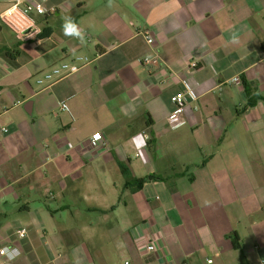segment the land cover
I'll return each mask as SVG.
<instances>
[{
    "label": "crops",
    "instance_id": "obj_1",
    "mask_svg": "<svg viewBox=\"0 0 264 264\" xmlns=\"http://www.w3.org/2000/svg\"><path fill=\"white\" fill-rule=\"evenodd\" d=\"M37 2L30 41L0 20V244L18 250L0 264H161L152 239L174 264H261L264 99L249 107L244 81L264 98V0ZM78 57L90 64L37 85ZM123 168L165 180L132 192Z\"/></svg>",
    "mask_w": 264,
    "mask_h": 264
},
{
    "label": "built area",
    "instance_id": "obj_2",
    "mask_svg": "<svg viewBox=\"0 0 264 264\" xmlns=\"http://www.w3.org/2000/svg\"><path fill=\"white\" fill-rule=\"evenodd\" d=\"M12 6L7 9L0 17V20L7 25L19 38L23 41H30L37 35H41V30L37 25L35 16L45 17L48 15V11L43 3L37 2L33 4V0H11ZM149 45L154 44V38L148 33H144ZM142 64L150 68H155L160 65L161 58L159 56L144 57L141 60ZM90 64V61L83 57H78L70 62H63L60 65L54 67L52 70L44 73L41 77L36 79L37 85L50 88L53 84L65 80ZM198 69V64L192 62L189 65V72H194ZM186 94L184 92H179L172 97V102L175 105L174 111L170 114L169 120L171 122H176L182 115L185 114L187 104H186ZM7 132V129L4 130ZM104 142V136L102 134H96L91 138V144L96 147L97 145ZM19 238L23 239L27 236V230L21 229L17 232ZM146 252L148 254H161V264H174L164 248L158 240L152 239L147 241L145 244ZM0 250H3L4 254H0V258L4 261L14 260L18 254L16 248H11L7 246H2L0 244ZM11 257V259H10ZM3 262L2 264H4ZM213 261H209V264ZM125 264H133L130 261H126ZM264 264V261L261 263Z\"/></svg>",
    "mask_w": 264,
    "mask_h": 264
},
{
    "label": "trees",
    "instance_id": "obj_3",
    "mask_svg": "<svg viewBox=\"0 0 264 264\" xmlns=\"http://www.w3.org/2000/svg\"><path fill=\"white\" fill-rule=\"evenodd\" d=\"M7 55L8 52H6ZM244 85H245V89L246 92L249 96V102H248V106L249 107H253L255 106V104L258 102L259 99H264L261 98L260 96H253V88L250 84H248L246 81H244ZM154 141L150 140L148 142V145L151 146V144ZM123 174L128 178V182H127V188L130 189L132 192H136L142 189V187L144 186L145 183L149 182V181H162L165 180L163 177L161 176H150L148 178H144V179H132L129 177V172L126 168H123ZM232 241H233V245L236 249H240L241 245H240V238L238 236L237 233H234L232 236Z\"/></svg>",
    "mask_w": 264,
    "mask_h": 264
},
{
    "label": "clouds",
    "instance_id": "obj_4",
    "mask_svg": "<svg viewBox=\"0 0 264 264\" xmlns=\"http://www.w3.org/2000/svg\"><path fill=\"white\" fill-rule=\"evenodd\" d=\"M64 33H65V35H74L76 37L82 38V34H81L80 30L71 21L65 22ZM0 254H4L3 250H0ZM10 259H11V257H10Z\"/></svg>",
    "mask_w": 264,
    "mask_h": 264
}]
</instances>
